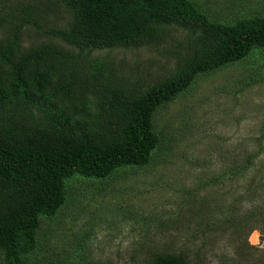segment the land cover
<instances>
[{
    "label": "trees",
    "instance_id": "16d2710c",
    "mask_svg": "<svg viewBox=\"0 0 264 264\" xmlns=\"http://www.w3.org/2000/svg\"><path fill=\"white\" fill-rule=\"evenodd\" d=\"M172 27L187 35L165 52L177 63L163 75L135 77L113 55L171 42ZM28 28L45 40L25 46ZM256 50L264 51V13L226 23L193 0H0V264H24L41 215L67 203L69 179L149 164L158 108ZM151 264L189 261L162 250Z\"/></svg>",
    "mask_w": 264,
    "mask_h": 264
},
{
    "label": "rangeland",
    "instance_id": "374dc122",
    "mask_svg": "<svg viewBox=\"0 0 264 264\" xmlns=\"http://www.w3.org/2000/svg\"><path fill=\"white\" fill-rule=\"evenodd\" d=\"M193 1L217 22L264 13V0ZM170 35L113 55L151 80L177 63L165 52L187 32ZM44 37L28 28L23 42ZM154 128L160 145L149 164L67 181V203L41 215L24 264H151L162 250L184 252L189 264H264V51L197 77L158 108Z\"/></svg>",
    "mask_w": 264,
    "mask_h": 264
}]
</instances>
